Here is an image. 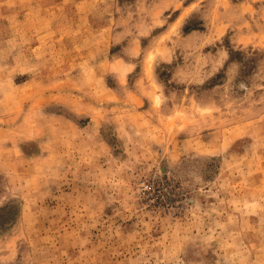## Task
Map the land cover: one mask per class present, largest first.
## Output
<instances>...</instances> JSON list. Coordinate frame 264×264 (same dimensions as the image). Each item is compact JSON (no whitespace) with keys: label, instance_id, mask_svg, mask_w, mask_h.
I'll return each instance as SVG.
<instances>
[{"label":"rangeland","instance_id":"rangeland-1","mask_svg":"<svg viewBox=\"0 0 264 264\" xmlns=\"http://www.w3.org/2000/svg\"><path fill=\"white\" fill-rule=\"evenodd\" d=\"M0 264H264V0H0Z\"/></svg>","mask_w":264,"mask_h":264}]
</instances>
